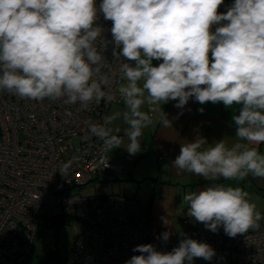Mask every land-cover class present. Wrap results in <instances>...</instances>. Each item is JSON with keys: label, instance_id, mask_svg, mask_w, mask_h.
<instances>
[{"label": "clouds", "instance_id": "9594fccd", "mask_svg": "<svg viewBox=\"0 0 264 264\" xmlns=\"http://www.w3.org/2000/svg\"><path fill=\"white\" fill-rule=\"evenodd\" d=\"M223 3L0 0V93L78 104L84 111L111 103L118 93L123 107L102 123L90 122L88 134L102 142V152L123 145L133 156L142 151L152 113L162 104L176 101L183 109L190 98L202 105L222 102L238 113L232 117L235 138L208 144L197 136L181 143L172 166L211 182L183 196L189 217L214 233L222 226L230 238L246 235L264 220L240 186L249 176L264 180V0H234L226 12H218ZM101 15L112 21L115 73L104 55L108 42ZM159 122L172 127L163 111ZM170 235L165 231L162 239ZM133 252L140 255L125 264H193L194 258L210 261L216 255L208 243L188 237L171 251L149 243Z\"/></svg>", "mask_w": 264, "mask_h": 264}, {"label": "built area", "instance_id": "2783aa9c", "mask_svg": "<svg viewBox=\"0 0 264 264\" xmlns=\"http://www.w3.org/2000/svg\"><path fill=\"white\" fill-rule=\"evenodd\" d=\"M98 22L108 42L104 55L115 73L112 21L101 15ZM121 103L117 93L111 103L101 101L84 111L78 104L0 93V264H25L35 241H50L55 252L63 225L73 242L68 256L55 264H125L140 255L133 248L147 239L136 200L70 193L120 173L121 165L101 151L102 142L88 134V125L102 123L108 108ZM260 223L258 230L230 238L222 226L214 233L196 222L195 239L216 255L210 261L196 258L194 264H264V220Z\"/></svg>", "mask_w": 264, "mask_h": 264}, {"label": "crops", "instance_id": "0c3cea01", "mask_svg": "<svg viewBox=\"0 0 264 264\" xmlns=\"http://www.w3.org/2000/svg\"><path fill=\"white\" fill-rule=\"evenodd\" d=\"M232 3L234 0H224L218 12H226ZM175 103L162 104V109L157 108L152 113L154 123L144 132L140 153L130 155L123 145L108 153L113 161L121 165V171L112 178L108 176L104 179L110 181L108 194L121 195L139 203L145 220L147 244L151 243L157 250L166 252L178 246L183 238L195 239L196 221L188 216V204L183 196L211 183L202 177L179 172L172 166V161L180 153L181 143L194 141L197 136L206 138L208 144L226 138L231 142L236 132L232 117L238 114L232 108H226L222 102L202 105L190 98L183 109L175 107ZM122 107L123 103L112 104L107 115ZM162 111L172 122V127L165 128L159 122ZM124 127L121 124V136ZM127 143L125 138L124 145ZM260 150L264 152V144H261ZM218 182L232 186L237 184L236 181ZM240 186L250 193L264 215V180L249 176L240 182ZM164 219L168 220V224L164 223ZM165 231L171 233L166 242L162 239ZM195 261L196 258L193 264Z\"/></svg>", "mask_w": 264, "mask_h": 264}, {"label": "rangeland", "instance_id": "374dc122", "mask_svg": "<svg viewBox=\"0 0 264 264\" xmlns=\"http://www.w3.org/2000/svg\"><path fill=\"white\" fill-rule=\"evenodd\" d=\"M109 180L98 178L91 183L70 190L71 194H78L90 199L108 194ZM73 237L68 226L59 229L58 247L54 252L55 245L50 241H35L29 252L25 264H55L59 259L68 256L71 251ZM54 246V247H53Z\"/></svg>", "mask_w": 264, "mask_h": 264}, {"label": "trees", "instance_id": "16d2710c", "mask_svg": "<svg viewBox=\"0 0 264 264\" xmlns=\"http://www.w3.org/2000/svg\"><path fill=\"white\" fill-rule=\"evenodd\" d=\"M65 226H67V225H63L62 227H59L58 229L63 228V227H65Z\"/></svg>", "mask_w": 264, "mask_h": 264}]
</instances>
